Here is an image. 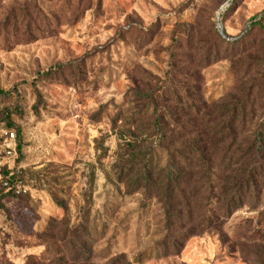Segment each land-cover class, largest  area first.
Segmentation results:
<instances>
[{
	"label": "rangeland",
	"instance_id": "rangeland-1",
	"mask_svg": "<svg viewBox=\"0 0 264 264\" xmlns=\"http://www.w3.org/2000/svg\"><path fill=\"white\" fill-rule=\"evenodd\" d=\"M260 132L264 0H0V264H264Z\"/></svg>",
	"mask_w": 264,
	"mask_h": 264
},
{
	"label": "trees",
	"instance_id": "trees-1",
	"mask_svg": "<svg viewBox=\"0 0 264 264\" xmlns=\"http://www.w3.org/2000/svg\"><path fill=\"white\" fill-rule=\"evenodd\" d=\"M203 127H206V124H203L202 125ZM210 132V138L211 139H214L213 137L215 136V140H213L212 141V143H219V142H221V141H223V137L222 136H220L219 138L217 137L216 138V132L214 131V129L213 128H210V130H209ZM222 137V138H221ZM232 140H233V138H232ZM253 142L251 143V145H250V147L253 145V143H254V145H255V147H256V150H255V152L258 154L259 152H261L263 149H264V138H263V136H262V132H260V133H258V134H256L255 135V137H254V139L252 140ZM206 145H208V144H211V141L209 140V141H207L206 143H205ZM232 144H233V142H232ZM231 145V144H230ZM211 146H212V144H211ZM228 147H229V145H227ZM4 174L6 173V172H3ZM3 173H1V174H3ZM2 183V182H1Z\"/></svg>",
	"mask_w": 264,
	"mask_h": 264
},
{
	"label": "built area",
	"instance_id": "built-area-1",
	"mask_svg": "<svg viewBox=\"0 0 264 264\" xmlns=\"http://www.w3.org/2000/svg\"><path fill=\"white\" fill-rule=\"evenodd\" d=\"M4 141L5 142L8 141L9 143L14 145V135H13V133L5 132L4 133ZM2 185H3V187L5 188L6 191L10 190L9 186L7 185V182H2ZM16 194H19V192L17 191Z\"/></svg>",
	"mask_w": 264,
	"mask_h": 264
}]
</instances>
